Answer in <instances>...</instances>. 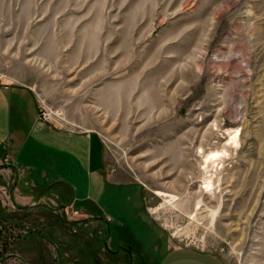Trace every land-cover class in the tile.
I'll list each match as a JSON object with an SVG mask.
<instances>
[{"label": "rangeland", "instance_id": "1", "mask_svg": "<svg viewBox=\"0 0 264 264\" xmlns=\"http://www.w3.org/2000/svg\"><path fill=\"white\" fill-rule=\"evenodd\" d=\"M1 82L33 91L40 122L98 134L107 173L138 187L107 186L99 210L79 168L78 191L32 206L0 188V264H163L172 247L264 264V0H0ZM198 149L226 157L205 175Z\"/></svg>", "mask_w": 264, "mask_h": 264}, {"label": "crops", "instance_id": "2", "mask_svg": "<svg viewBox=\"0 0 264 264\" xmlns=\"http://www.w3.org/2000/svg\"><path fill=\"white\" fill-rule=\"evenodd\" d=\"M27 94L30 95L36 113H31L30 129L27 135L23 136L20 129L13 132L10 129L12 103L14 110L18 113L21 111V102L22 108L25 107ZM12 99H14L13 102ZM37 107L35 95L29 88L0 83V182H2L0 188L11 184L9 195L14 203L32 206L35 198L43 200L48 190L57 185L64 187L70 194L78 191L77 180L74 177L77 168L81 169L86 181L79 200L87 201L97 210L106 199L107 186L138 187L133 182L116 179L107 173L104 148L98 134L92 131L57 128L40 122L37 119ZM16 113L15 118L19 119L21 113L19 117ZM29 140L32 141L29 146L30 158L38 161L45 160L48 164L46 172L39 170L34 161L27 162L26 159H21ZM25 176L27 179L24 186H31L29 191H23L18 187L21 185L20 178ZM47 177L50 184L44 189L41 185ZM139 198L141 200V191H139ZM126 199L129 200L128 197ZM69 200L68 197L61 201L65 207H71L68 205ZM143 212L146 216L144 208ZM98 221L102 220L99 218ZM163 264L226 263L208 252H200L190 247H172Z\"/></svg>", "mask_w": 264, "mask_h": 264}, {"label": "bare ground", "instance_id": "3", "mask_svg": "<svg viewBox=\"0 0 264 264\" xmlns=\"http://www.w3.org/2000/svg\"><path fill=\"white\" fill-rule=\"evenodd\" d=\"M227 135V143L226 146H233L235 147L237 145V131L234 132H229L226 134ZM197 155H201L203 162V171L205 172L204 174L207 175L208 172V168H214V165L216 162H218L223 156L226 157V152L225 150H222L221 152H211L208 155L204 156L202 154V151L200 149L197 150ZM202 190L205 191V193L210 192L211 188H212V184L211 181L209 180V178L205 177L202 180Z\"/></svg>", "mask_w": 264, "mask_h": 264}, {"label": "built area", "instance_id": "4", "mask_svg": "<svg viewBox=\"0 0 264 264\" xmlns=\"http://www.w3.org/2000/svg\"><path fill=\"white\" fill-rule=\"evenodd\" d=\"M39 121H46V118H45V116H43V117H41V116H39Z\"/></svg>", "mask_w": 264, "mask_h": 264}]
</instances>
